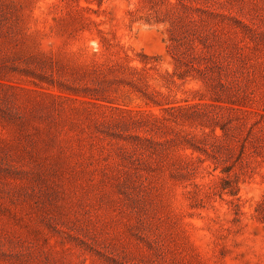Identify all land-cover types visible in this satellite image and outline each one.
<instances>
[{"label":"rangeland","instance_id":"374dc122","mask_svg":"<svg viewBox=\"0 0 264 264\" xmlns=\"http://www.w3.org/2000/svg\"><path fill=\"white\" fill-rule=\"evenodd\" d=\"M263 196L264 0H0V264H264Z\"/></svg>","mask_w":264,"mask_h":264},{"label":"trees","instance_id":"16d2710c","mask_svg":"<svg viewBox=\"0 0 264 264\" xmlns=\"http://www.w3.org/2000/svg\"><path fill=\"white\" fill-rule=\"evenodd\" d=\"M143 62L142 60H140ZM132 68H136V66H131ZM262 131V128L256 126V124H253L247 131L246 135L242 139V143L240 145V151L237 156V160H244L247 157H259L261 155V152L259 149L256 147L257 143L256 141L258 140L259 132ZM192 149L196 150V146L193 144H184L181 146V149H183L181 155L182 156H188V154L185 152L186 149ZM224 172H228L230 169L229 168H223L222 169ZM229 194L233 195L232 190H229ZM254 215L257 220L260 222H264V196L257 202L256 206L254 207Z\"/></svg>","mask_w":264,"mask_h":264}]
</instances>
